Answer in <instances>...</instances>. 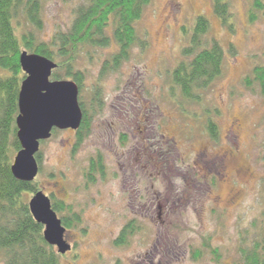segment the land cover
<instances>
[{
  "label": "rangeland",
  "instance_id": "obj_1",
  "mask_svg": "<svg viewBox=\"0 0 264 264\" xmlns=\"http://www.w3.org/2000/svg\"><path fill=\"white\" fill-rule=\"evenodd\" d=\"M75 3L43 2L41 39L69 24ZM249 5L231 1L229 32L211 0H152L136 23L148 41L144 50L133 49L116 72L100 79L112 48L80 62L87 136L72 152L73 130L51 134L39 146L32 181L81 215L77 228L65 232L71 250L61 264L238 263V247L256 231L252 222L264 219V95L243 84L254 66L264 65V12L250 23ZM197 15L209 20L206 39L219 42L225 59L222 75L191 102L172 88L170 76L188 44L182 29L189 31ZM97 82L100 103L93 106ZM206 119L215 123L217 140L208 137ZM96 155L105 173L89 183L84 173ZM129 222L138 231L126 245H114Z\"/></svg>",
  "mask_w": 264,
  "mask_h": 264
},
{
  "label": "trees",
  "instance_id": "obj_2",
  "mask_svg": "<svg viewBox=\"0 0 264 264\" xmlns=\"http://www.w3.org/2000/svg\"><path fill=\"white\" fill-rule=\"evenodd\" d=\"M45 0H0V261L2 264H61V254L43 237V226L32 218L29 201L40 192L33 182L19 181L12 175L13 159L20 150L17 140L16 118L18 95L25 79L21 70L22 53L44 57L55 64L51 81H72L78 88V104L82 121L75 132L73 151L87 136L90 118L84 102L79 98L84 86V73L79 69L83 59H93V52L112 48L100 66L99 79L118 68L131 57L133 49L147 47L146 36H141L136 23L152 0H63L75 3L69 24L57 27L46 40L42 32V5ZM232 0H211L212 12L221 26L234 31ZM264 12L263 0H250L248 21L255 22ZM20 20L23 22L21 23ZM209 20L197 15L193 26L182 31L188 33V44L182 49L181 62L171 72L172 88L187 101L198 102L201 95L223 72L225 51L215 39L207 40ZM247 89H257L264 95V65L254 66L243 79ZM101 87L92 86L91 103H100ZM208 137L217 140L218 131L211 119H206ZM53 130L51 134L56 133ZM43 143V142H41ZM40 143V144H41ZM39 168V151L35 155ZM261 160L264 164V146ZM105 166L101 155L89 159L85 178L94 183L103 178ZM49 196L51 209L65 230L77 228L80 213L63 201ZM264 215V214H263ZM256 231L248 242L238 247L239 260L235 264H264V219L252 222ZM138 229L127 223L113 244L124 246ZM246 240V238H245ZM245 242V241H244ZM242 242V243H244ZM219 260L217 251H212ZM195 259L200 252L194 253ZM116 264H119L118 262Z\"/></svg>",
  "mask_w": 264,
  "mask_h": 264
},
{
  "label": "water",
  "instance_id": "obj_3",
  "mask_svg": "<svg viewBox=\"0 0 264 264\" xmlns=\"http://www.w3.org/2000/svg\"><path fill=\"white\" fill-rule=\"evenodd\" d=\"M20 66L25 74L18 95L16 118L17 140L20 150L13 159L11 172L14 178L32 182L38 172L35 155L41 142L55 130L79 129L82 112L78 104V88L72 81H51L55 64L38 55L22 53ZM35 222L43 226L46 243L61 255L71 250L65 240V228L51 209L49 198L37 192L28 204Z\"/></svg>",
  "mask_w": 264,
  "mask_h": 264
},
{
  "label": "flooded vegetation",
  "instance_id": "obj_4",
  "mask_svg": "<svg viewBox=\"0 0 264 264\" xmlns=\"http://www.w3.org/2000/svg\"><path fill=\"white\" fill-rule=\"evenodd\" d=\"M76 131H74V133H75ZM64 255V254H63Z\"/></svg>",
  "mask_w": 264,
  "mask_h": 264
}]
</instances>
